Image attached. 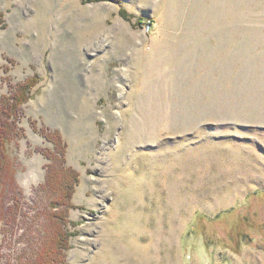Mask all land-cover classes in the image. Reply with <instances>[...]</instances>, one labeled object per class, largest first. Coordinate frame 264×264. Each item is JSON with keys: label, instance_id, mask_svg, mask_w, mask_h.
Masks as SVG:
<instances>
[{"label": "rangeland", "instance_id": "rangeland-1", "mask_svg": "<svg viewBox=\"0 0 264 264\" xmlns=\"http://www.w3.org/2000/svg\"><path fill=\"white\" fill-rule=\"evenodd\" d=\"M35 77L0 264L46 239L43 127L79 176L69 264H264V0H0V99Z\"/></svg>", "mask_w": 264, "mask_h": 264}, {"label": "trees", "instance_id": "trees-1", "mask_svg": "<svg viewBox=\"0 0 264 264\" xmlns=\"http://www.w3.org/2000/svg\"><path fill=\"white\" fill-rule=\"evenodd\" d=\"M38 83V78L28 79L16 86L9 95L0 99V217L14 212L12 202L18 203V185L15 171L10 159V148L15 143L18 133V119L23 104L31 98V92ZM44 137L53 144L54 151H44L52 160L46 168V180L42 188L49 194V210L46 214L45 242L33 260L23 264H69L67 252L69 241L76 233L68 229L73 227L68 219V212L75 206L72 198L79 182L78 174L66 164L67 144L59 132L41 129ZM11 200V201H10ZM10 201V202H9ZM17 202V203H16Z\"/></svg>", "mask_w": 264, "mask_h": 264}, {"label": "built area", "instance_id": "built-area-1", "mask_svg": "<svg viewBox=\"0 0 264 264\" xmlns=\"http://www.w3.org/2000/svg\"><path fill=\"white\" fill-rule=\"evenodd\" d=\"M149 27V26H148Z\"/></svg>", "mask_w": 264, "mask_h": 264}]
</instances>
